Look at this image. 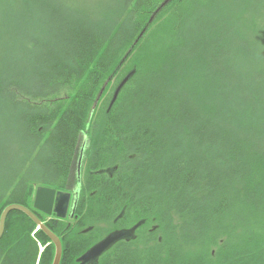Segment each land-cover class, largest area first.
Returning <instances> with one entry per match:
<instances>
[{"label": "trees", "instance_id": "trees-1", "mask_svg": "<svg viewBox=\"0 0 264 264\" xmlns=\"http://www.w3.org/2000/svg\"><path fill=\"white\" fill-rule=\"evenodd\" d=\"M59 1H35L49 17L54 39L63 41L57 50L29 39V50L42 49L33 85L5 80L8 71L0 75L1 92L19 111L11 133L30 140V146H19L32 165L25 173L3 166L0 213L13 202L31 204L35 183L61 185L87 131L94 142L89 165L116 166L104 184L98 171L88 172V189L96 194L92 214L114 211L125 201L131 213L158 225L142 250L118 248L109 264H264V42L253 41L256 52L248 56L243 38L225 41L237 27L228 17L214 24L212 36L203 37L198 26L199 37L191 38L194 1L117 0L95 14L98 23L84 7ZM36 30L39 35L45 28ZM127 49L132 57L124 60ZM250 60L263 66L249 67ZM135 66L89 128L107 77L113 72L108 78L117 84ZM242 81L258 87L245 88ZM41 220L54 232L63 228L55 218ZM34 227L19 210L7 214L0 264H35L36 240L48 238L41 230L32 237ZM52 252L44 249L38 264H50Z\"/></svg>", "mask_w": 264, "mask_h": 264}, {"label": "rangeland", "instance_id": "rangeland-1", "mask_svg": "<svg viewBox=\"0 0 264 264\" xmlns=\"http://www.w3.org/2000/svg\"><path fill=\"white\" fill-rule=\"evenodd\" d=\"M36 1V0H35ZM34 0H0V75H3L6 71H8L9 75L5 80L11 81H19L23 84L24 88H30L33 84L32 80V72L36 69L37 66V57L38 59L41 57V46L37 45L35 49L29 50L28 48L31 46L28 45L29 39H34L37 44L42 42H47V45L51 46L54 49L59 50L62 46L60 42L63 40L57 41L54 39V31L53 26L50 24L49 17L43 10V7L39 6ZM46 1V0H45ZM59 1V0H57ZM70 4L72 7H81L84 10L86 9L85 15L89 17L92 22L97 21V16L95 14L101 15L103 8L106 10L110 9V5L117 4V0H63ZM124 1V0H123ZM123 1L121 2L123 4ZM187 2L194 1L195 5L191 6V9L196 16H200L201 19H193L196 16L191 18V38L195 39L196 36L199 37L200 34L202 36L213 35L214 28H216V24H219L221 20L227 18H231L230 22L237 27H233L231 30H228L230 33L228 36L224 37V40L227 41L230 39V43L234 41L235 38H243L249 43V53L248 56H254V52H256V45L254 42H258L262 40L264 42V0H185ZM60 3L62 2L59 1ZM120 3V4H121ZM104 11V10H103ZM192 14V15H194ZM232 15V16H231ZM104 16V15H103ZM102 16V17H103ZM116 16V15H115ZM66 17V16H64ZM203 17V19H202ZM68 18V17H66ZM102 22V21H100ZM98 23V21H97ZM215 24V25H214ZM46 25L48 27H46ZM50 26V27H49ZM52 26V27H51ZM198 26H201L200 34L197 33ZM45 28V30L41 34H35L38 28ZM230 29V28H229ZM163 38V36L161 37ZM31 41V40H30ZM254 41V42H253ZM143 42V40L141 41ZM244 42V41H242ZM251 44V48H250ZM238 45V43L236 44ZM235 45V46H236ZM140 46L138 45L137 48ZM160 47H152L154 51L159 53ZM251 49L254 51L251 52ZM264 51V48H261ZM243 51V50H242ZM234 50L232 55L234 54ZM243 53V52H242ZM161 54L155 55L150 58V61L154 64L158 63V58H160ZM237 57L235 53L234 59ZM262 61H264V52L262 53ZM232 57L230 58V62L234 60ZM253 63L252 60L248 62L249 67H261L263 63ZM242 63L240 62L239 67L242 68ZM226 67V66H225ZM238 69V68H237ZM117 70V68H116ZM115 70V71H116ZM114 71V70H113ZM113 73V72H112ZM111 73V74H112ZM110 74V75H111ZM109 75V76H110ZM108 76V77H109ZM106 79L104 83V87L102 89H107L102 95L98 96L97 102L94 104L97 106L96 114L89 115L87 118V122L90 126L91 123H94L96 117L98 115V110L100 106H102L105 98L109 97L116 87L117 78L114 76ZM241 78V77H240ZM239 78L238 82L240 84L241 79ZM4 80V78H2ZM247 79H245L246 81ZM242 81L243 86L248 88L251 86V90L258 87L253 82L252 84L249 81ZM1 81L0 83H2ZM237 82V86H238ZM245 82V84H244ZM186 85V86H185ZM3 86V85H2ZM184 88L187 89V83L181 84ZM101 89V90H102ZM3 87L0 89V153L2 152V158L0 159V173L5 170L3 166H7L9 168H14L16 170H20L25 173L28 169L32 168V165L29 164L28 159L30 160V155L27 154L24 148L20 147L19 144L29 145L30 140L26 139L24 136L14 135L11 133L13 129L14 120L13 113L19 112L12 108L9 103L5 99L6 94L2 93ZM4 90H6L4 88ZM100 90V91H101ZM240 92L238 89L235 93ZM5 96V97H4ZM3 97V98H2ZM208 98V97H207ZM205 98V99H207ZM8 123V119H10ZM21 136V137H20ZM81 137L84 139L83 142L86 143V151L87 155L90 153L94 142L88 141L89 137L87 136V131L81 134ZM19 146V147H17ZM30 146V145H29ZM31 148V147H30ZM26 149V148H25ZM38 148L32 151V155L38 152ZM1 157V156H0ZM28 157V158H27ZM25 160H27L25 162ZM87 164V163H86ZM29 166H31L29 168ZM83 167V175L88 176V172L94 168L93 167ZM94 172V170L92 171ZM5 173V171H3ZM5 176V175H4ZM11 176V175H10ZM90 177V176H89ZM41 183H35L36 185H40ZM34 187V188H35ZM31 202V201H30ZM263 218V217H262ZM264 220V219H263ZM264 248V247H263ZM264 252V251H263ZM214 259H218L217 256H214ZM214 260V261H216Z\"/></svg>", "mask_w": 264, "mask_h": 264}, {"label": "flooded vegetation", "instance_id": "flooded-vegetation-1", "mask_svg": "<svg viewBox=\"0 0 264 264\" xmlns=\"http://www.w3.org/2000/svg\"><path fill=\"white\" fill-rule=\"evenodd\" d=\"M89 139V138H88ZM91 140V139H90ZM84 139L80 137L76 155L72 161L71 169L64 182L59 184H40L43 186L54 188L56 191H63L69 193L68 207L65 217H58L53 211L49 214L35 209L37 215L44 221L49 223L52 219H56L55 223L61 225L63 228L60 232H55L59 237L61 243V256L59 264H82L77 260L89 247L104 239L108 234L114 231H125V236L115 241L108 248H106L97 258L89 260L83 264H109L115 257V251L118 248H126L130 251L142 250L145 244H148V234H153L158 229V225L155 223L154 218L149 219L144 216L131 213V209L128 203L121 202V207H118L114 211L108 213L92 214V199L96 196L95 190L88 189L91 178L83 175V167H90V156L87 155L86 143ZM92 143V141H91ZM87 163V164H86ZM98 171L100 174L98 179H101L99 184H104L109 178H112V174L116 169L110 168H96L90 171ZM38 185H36L37 187ZM35 191V189H34ZM33 191V194H34ZM31 207V204H28ZM140 224L129 232L136 223ZM141 239H144V244L139 243ZM157 239L160 241L161 236ZM47 247L44 249L52 250L50 256V264L53 260L55 253V244L49 239L47 241ZM120 244L129 247H118ZM53 246V249L51 248ZM142 246V247H141ZM44 251V250H43ZM50 255V254H49Z\"/></svg>", "mask_w": 264, "mask_h": 264}, {"label": "water", "instance_id": "water-1", "mask_svg": "<svg viewBox=\"0 0 264 264\" xmlns=\"http://www.w3.org/2000/svg\"><path fill=\"white\" fill-rule=\"evenodd\" d=\"M133 73L134 70L129 71L117 84L113 96L110 100L109 106L112 105L119 91ZM68 201V192L55 191V189L50 187L38 186L35 191L33 206L36 209H39L48 214L53 211L58 217L62 218L66 216ZM13 209L21 210L26 215H28V217H30L32 221L54 242L55 253L51 264H59L61 256V243L58 237L44 223H42L40 219L29 208L22 204L10 203L3 208L0 214V237L4 230L5 218L8 212ZM139 224L140 222L136 223L131 229H129V232L132 233ZM123 236H125V231H114L108 234L104 239L89 247L81 256L77 258V260L83 264L88 262L89 260L97 258V256H99L106 248H108L111 244H113Z\"/></svg>", "mask_w": 264, "mask_h": 264}, {"label": "bare ground", "instance_id": "bare-ground-1", "mask_svg": "<svg viewBox=\"0 0 264 264\" xmlns=\"http://www.w3.org/2000/svg\"><path fill=\"white\" fill-rule=\"evenodd\" d=\"M166 2V1H165ZM164 2V3H165ZM163 3V4H164ZM136 40H138V38L136 39ZM132 57V49L131 50H129V49H127V51L124 53V55H123V58H124V60H126L128 57ZM135 69H136V66L135 67H130L129 68V70L124 74V75H126L129 71H131V70H134V72H135ZM116 70V69H115ZM114 70V71H115ZM116 72V71H115ZM124 77V76H123ZM117 86V85H116ZM103 87H104V85H103ZM102 87V88H103ZM101 88V89H102ZM114 90H115V88H114ZM114 90H113V92H112V96H113V93H114ZM99 93H101V91L99 92ZM119 94V93H118ZM100 95V94H99ZM118 96V95H117ZM98 98V97H97ZM112 98V97H111ZM117 98V97H116ZM116 100V99H115ZM114 100V101H115ZM96 103V102H95ZM79 141H80V138H79V140H78V143H79ZM88 141H91L90 139L88 140ZM18 203V202H17ZM19 204H21V203H19ZM23 205V204H22ZM24 206H26L27 208H28V205H24ZM13 210H18V209H13ZM19 211H21V210H19ZM21 212H23V211H21ZM24 213V212H23ZM25 214V213H24ZM28 216V215H27ZM6 219V218H5ZM4 227H5V222H4ZM4 231V230H3Z\"/></svg>", "mask_w": 264, "mask_h": 264}]
</instances>
